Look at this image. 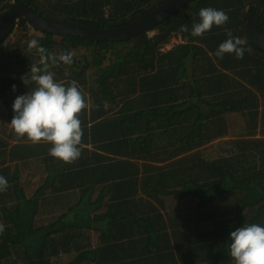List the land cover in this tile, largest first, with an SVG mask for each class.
Masks as SVG:
<instances>
[{
  "label": "trees",
  "instance_id": "obj_1",
  "mask_svg": "<svg viewBox=\"0 0 264 264\" xmlns=\"http://www.w3.org/2000/svg\"><path fill=\"white\" fill-rule=\"evenodd\" d=\"M164 1L0 0V15L24 2L54 19L106 29ZM255 2L192 0L123 41L54 34L19 19L0 43V176L9 185L0 192V264H233L230 233L264 226V51L246 32ZM206 7L230 19L192 37ZM258 28L264 35V13ZM227 31L245 41L243 59L214 55ZM32 39L49 57L74 53L73 63L41 64ZM32 63L66 86L77 81L85 95L81 156L70 164L9 124L15 99L36 88ZM215 140L220 153L209 157L205 148ZM175 196L195 203L199 217L164 214Z\"/></svg>",
  "mask_w": 264,
  "mask_h": 264
},
{
  "label": "clouds",
  "instance_id": "obj_2",
  "mask_svg": "<svg viewBox=\"0 0 264 264\" xmlns=\"http://www.w3.org/2000/svg\"><path fill=\"white\" fill-rule=\"evenodd\" d=\"M199 20L193 23L192 37H202L213 26L221 27L229 21L228 14L212 7L199 10ZM183 31H188L183 27ZM228 39L222 42L214 55L223 58L225 54H234L237 59H243L246 51L245 41L233 36L227 31ZM170 45H165V48ZM30 49H37L41 54L40 63L51 59L52 64H72V52L61 53L58 57H49L47 50L39 45L36 39L28 41ZM31 80L36 88L25 95L18 96L12 107L14 116L9 123L18 137H26L34 144L47 142L52 145L49 155L53 158L72 163L81 156L83 130L80 113L88 107L85 95L73 80L67 86L57 82L54 74L47 69L42 70L36 64H31ZM26 75L21 79L27 84ZM13 85V90H15ZM8 181L0 176V192L7 191ZM5 226L0 223V232ZM228 255L233 264H264V226L259 224H244L230 233Z\"/></svg>",
  "mask_w": 264,
  "mask_h": 264
},
{
  "label": "water",
  "instance_id": "obj_3",
  "mask_svg": "<svg viewBox=\"0 0 264 264\" xmlns=\"http://www.w3.org/2000/svg\"><path fill=\"white\" fill-rule=\"evenodd\" d=\"M190 1L192 0H165L125 25L106 29L54 19L37 12L27 3L14 2L0 15V43L9 36L21 17L31 26L54 34L80 36L96 41H123L150 31ZM263 13L264 0H256L248 12L246 22L248 37L253 45L262 51H264V35L258 28V21Z\"/></svg>",
  "mask_w": 264,
  "mask_h": 264
},
{
  "label": "crops",
  "instance_id": "obj_4",
  "mask_svg": "<svg viewBox=\"0 0 264 264\" xmlns=\"http://www.w3.org/2000/svg\"><path fill=\"white\" fill-rule=\"evenodd\" d=\"M35 180H36V177L34 176L33 177V180L32 181H34L35 182ZM78 193V194H77ZM79 195L80 193H79V190H78V192H74V194H73V196H75V195ZM78 197V196H77ZM76 198V197H75ZM75 198H73V199H75ZM72 199V200H73ZM71 200V201H72ZM187 203V200L186 199H179L178 200V202H177V204H175V205H172V206H167V209H164V211H163V209H162V212L165 214V210L166 211H169V212H177V213H180V215L181 216H183L184 218L189 214V213H192V214H195V215H198V217H199V215L201 214V212H200V210L201 209H199V208H197V207H195L194 206V204L191 206V205H189V204H186ZM187 219H188V217H187ZM213 220L214 219H209V220H207V222H206V227L205 228H208V229H210L211 228V226H212V223H213ZM200 222H201V219H199V221H192L191 223L190 222H188L187 221V224L188 225H190V226H195V225H198V224H200ZM206 230V229H205Z\"/></svg>",
  "mask_w": 264,
  "mask_h": 264
},
{
  "label": "rangeland",
  "instance_id": "obj_5",
  "mask_svg": "<svg viewBox=\"0 0 264 264\" xmlns=\"http://www.w3.org/2000/svg\"><path fill=\"white\" fill-rule=\"evenodd\" d=\"M239 119H240V117H237V115H235V116H232V118H230V121H233V123L235 122L237 124V122H238ZM218 143H220V141L219 140H215V141H213L212 143H210V144H208L206 146L207 148H205V153L208 154L207 156L210 157L209 154H211V156L212 155L213 156H216V154H219L220 153V152H218V148L220 147V145ZM221 146H223V145H221ZM33 177L34 176H29L27 174L24 175V178L30 179V180H33ZM29 182H31L30 183L31 184V188L37 186L34 181H29ZM179 199H180V197L178 198L177 196H175V197H168L167 198L166 206H169V205L172 206V205L177 204V202H178Z\"/></svg>",
  "mask_w": 264,
  "mask_h": 264
},
{
  "label": "built area",
  "instance_id": "obj_6",
  "mask_svg": "<svg viewBox=\"0 0 264 264\" xmlns=\"http://www.w3.org/2000/svg\"><path fill=\"white\" fill-rule=\"evenodd\" d=\"M167 48H169V46H167Z\"/></svg>",
  "mask_w": 264,
  "mask_h": 264
}]
</instances>
